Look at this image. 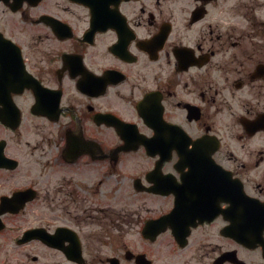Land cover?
<instances>
[{"label": "flooded vegetation", "instance_id": "flooded-vegetation-1", "mask_svg": "<svg viewBox=\"0 0 264 264\" xmlns=\"http://www.w3.org/2000/svg\"><path fill=\"white\" fill-rule=\"evenodd\" d=\"M0 264H264V0H0Z\"/></svg>", "mask_w": 264, "mask_h": 264}]
</instances>
